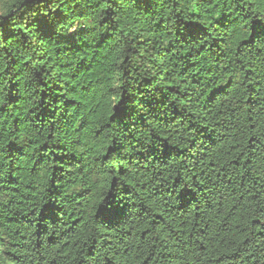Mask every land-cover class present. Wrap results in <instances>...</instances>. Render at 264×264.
I'll use <instances>...</instances> for the list:
<instances>
[{
  "label": "trees",
  "instance_id": "16d2710c",
  "mask_svg": "<svg viewBox=\"0 0 264 264\" xmlns=\"http://www.w3.org/2000/svg\"><path fill=\"white\" fill-rule=\"evenodd\" d=\"M0 264H264V0H0Z\"/></svg>",
  "mask_w": 264,
  "mask_h": 264
}]
</instances>
